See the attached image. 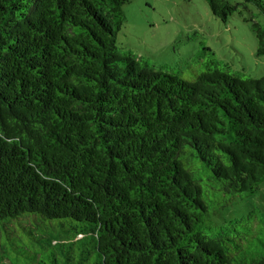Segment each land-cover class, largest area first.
Segmentation results:
<instances>
[{"label":"trees","instance_id":"16d2710c","mask_svg":"<svg viewBox=\"0 0 264 264\" xmlns=\"http://www.w3.org/2000/svg\"><path fill=\"white\" fill-rule=\"evenodd\" d=\"M128 1L0 0V264H264V209L229 214L264 183V75L120 51Z\"/></svg>","mask_w":264,"mask_h":264},{"label":"rangeland","instance_id":"374dc122","mask_svg":"<svg viewBox=\"0 0 264 264\" xmlns=\"http://www.w3.org/2000/svg\"><path fill=\"white\" fill-rule=\"evenodd\" d=\"M242 5L238 7L240 12L224 22L211 13L205 0H129L124 5L126 20L118 33L117 46L156 69L166 68L193 80L205 70L207 57L201 56L204 44L228 71L257 78L264 75V55L257 53L251 22L242 17L253 16L264 26V15L252 4ZM254 206L264 209V183L255 195L239 200L229 214H248ZM70 224L69 220L64 221L66 228ZM18 232L30 243L24 230Z\"/></svg>","mask_w":264,"mask_h":264}]
</instances>
